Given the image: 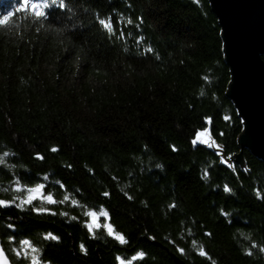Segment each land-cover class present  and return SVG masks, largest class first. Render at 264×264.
<instances>
[{
  "label": "trees",
  "instance_id": "obj_1",
  "mask_svg": "<svg viewBox=\"0 0 264 264\" xmlns=\"http://www.w3.org/2000/svg\"><path fill=\"white\" fill-rule=\"evenodd\" d=\"M22 2L0 0V19L12 13L0 25V243L10 263L120 264L143 252L132 264H178L137 240L152 232L190 264H264V160L242 148L250 169L231 160L241 184L208 145L182 154L209 116L224 155L240 150L207 0H57L39 20ZM38 184L57 203H22ZM101 209L108 218L89 232L86 213Z\"/></svg>",
  "mask_w": 264,
  "mask_h": 264
},
{
  "label": "water",
  "instance_id": "obj_2",
  "mask_svg": "<svg viewBox=\"0 0 264 264\" xmlns=\"http://www.w3.org/2000/svg\"><path fill=\"white\" fill-rule=\"evenodd\" d=\"M207 2L217 18L222 40L223 60L227 64L230 75L226 84L225 96L231 100L242 120V129L236 140L240 150L239 153L230 154L234 156V159L224 155L223 145L212 137L210 116L206 117L207 126L204 129H197L192 142L196 139L198 132L206 130L207 135L203 139L210 136L209 143L212 140L215 141L219 147L211 148L217 151L224 164L230 166L235 172L231 160H236L242 170L244 166L250 169L241 155L243 147L264 160V59L262 58V55L264 56V0H207ZM147 143L161 150L167 157L182 156L170 155L161 147ZM198 144L205 143L192 144L182 154ZM236 177L242 184L243 180L237 173ZM150 234L152 237L141 233L137 240L146 239L160 246L178 264H190L172 251L164 241L156 238L152 232ZM0 249H2L1 243ZM7 260L8 264H11L8 258Z\"/></svg>",
  "mask_w": 264,
  "mask_h": 264
},
{
  "label": "snow or ice",
  "instance_id": "obj_3",
  "mask_svg": "<svg viewBox=\"0 0 264 264\" xmlns=\"http://www.w3.org/2000/svg\"><path fill=\"white\" fill-rule=\"evenodd\" d=\"M56 4H57V0H51V4L48 2V0H23L22 5H21V9H18V11L23 10L25 12H28L30 15L34 16L38 20L41 18L47 19L48 14L45 10L48 9L51 5H56ZM59 7L60 8L65 7L64 0H59ZM11 16H12V13H9L7 16H4L3 19H0V25H7L9 23V19ZM99 23L109 33L113 32V26H112V22L110 19L107 21L101 19V20H99ZM129 23H131V21H129ZM148 51H152L151 48H149ZM226 119H227V117H226ZM206 135H207L206 130L204 132H198L196 139H194L192 143L195 145L197 142H200V143L208 144L209 147H213V146L219 147L218 145L215 144L214 140H212L211 143H209V140H211L210 136H208L207 139H203V137H205ZM173 150H175V149H173ZM52 151L55 152V151H57V149L53 148ZM7 155H9V154L8 153L3 154V156H7ZM39 158L43 159V157H39ZM2 163H4V159H3V157H0V164H2ZM205 176H207V172H205ZM45 179H47V177H45ZM43 188H44L43 184H38L34 188L27 189V192H28L27 199H25L22 203L31 204L32 201L37 199V198H41L48 203H57V201H55L51 195H47V196L42 195V189ZM16 191H21V189L19 187H17ZM224 191L225 192H231V189L227 185H225ZM105 195H108V194L105 193ZM257 195L259 196V193H257ZM64 199L68 200V197L65 196ZM62 202L63 201H61V203ZM72 203L76 204L77 202L75 200H73ZM0 206H8V202L0 200ZM17 206H20V205H17ZM172 207H175V205H172ZM38 211H45V209H38ZM86 214L92 218V223H89L87 225L89 232H93L94 228H100L101 227V224L97 222L99 220V217L102 216V217H105L107 219L108 215H109L108 212L104 209H101L99 212L89 211ZM103 227L107 230V233L109 236H113L121 244L127 243V240L124 237V235L117 232L110 223H105L103 225ZM45 239L57 240L59 238L56 237L55 235H53L52 233H48L45 236ZM193 243L195 244V241ZM21 244L25 248L31 249L32 253H38L39 252V250L37 248L33 247L31 242L28 240L21 241ZM253 247H255V245H253ZM81 250L86 251L83 244H81ZM261 250L264 251V249H261ZM180 251L183 252V249H180ZM248 254L251 255V252H249ZM17 255H19V253H17ZM144 255L145 254L143 252H139L136 254V256H133L131 260L125 261L124 259H121L119 257H118V260L120 261V264H132V262L134 260L142 259ZM199 255H201V256L207 255V253L204 251L202 246L199 249ZM0 264H8V260H7V257L5 256L3 249H0ZM32 264H39V261L36 258V256H33Z\"/></svg>",
  "mask_w": 264,
  "mask_h": 264
},
{
  "label": "rangeland",
  "instance_id": "obj_4",
  "mask_svg": "<svg viewBox=\"0 0 264 264\" xmlns=\"http://www.w3.org/2000/svg\"><path fill=\"white\" fill-rule=\"evenodd\" d=\"M195 135H196V133H195ZM34 188V187H33ZM28 194V193H27ZM89 223H92V218L91 217H89ZM98 222V221H97ZM104 223H106V219H104Z\"/></svg>",
  "mask_w": 264,
  "mask_h": 264
}]
</instances>
